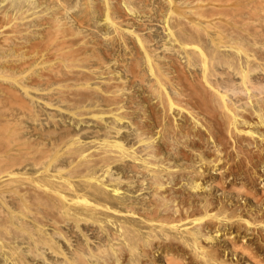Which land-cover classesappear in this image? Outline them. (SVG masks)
I'll return each instance as SVG.
<instances>
[{
  "label": "rangeland",
  "instance_id": "374dc122",
  "mask_svg": "<svg viewBox=\"0 0 264 264\" xmlns=\"http://www.w3.org/2000/svg\"><path fill=\"white\" fill-rule=\"evenodd\" d=\"M3 1H5V2H3ZM28 1L29 0H24V1L23 0H20V1L19 0H0V7H2L1 5L4 6V7L0 8V11L2 12L3 11L2 9H4V8H7L6 12H9V11L11 12L13 9L15 11L21 10L20 6L22 8L23 4L25 6L22 8V10H26V9L30 8V6L27 5V4H29ZM31 1H32V3H34L33 5L31 4ZM60 1H61V3H60ZM205 1H207V2L210 1L213 3L219 2V3L225 4V6H224L225 9H224V14H223L224 16H222V19L220 20V22H218L217 25L216 24L213 25L214 28H213V26H209V25L206 26L209 30L205 29L206 28L205 23H202V25L204 27L201 25V23L197 24L199 26H197V25L193 26L189 23V21H192V19L196 20V16L192 15L193 13L191 11H189V9H187L188 7H186L187 4H186L185 0H184L185 4H183L184 2L181 3L182 0L181 1L180 0H128V1L127 0H64V1L63 0H30L31 7L34 6L35 8L34 7H32V8L36 9L37 6H35V5H38V7H40V10L38 11L39 12L38 15H35V13L33 16H31L32 13L28 15V16H31L32 19L26 18V20H25L26 26L29 24L28 27H31V28H29L30 31L28 30L30 34L29 33L25 34L28 37H26V36H24L26 38L23 37L22 41L24 42V44H26L27 46L28 45L31 46V44H33L32 46H34V45H37L39 43V45H40V43L43 42V40L45 39L44 37H45L46 27L49 24L50 19H52L54 16L56 18H59L60 20H63L66 22L69 21L66 25H68L67 27L70 29V31L73 30L72 32H73V35L75 36V37H73V35L71 36V37H73L72 39H70L73 41V42L72 41L71 42L74 44V46L76 45L75 47H77L78 51L81 52L80 53L81 57L83 54V58H82L83 61H85L88 58L85 62H83L82 60L80 61L81 65L84 64L83 68L94 69L96 67L95 70L98 68L97 69L98 71H96L97 75H98V72L101 73V72H103V70H105L104 71L105 73H106V71L108 72L110 70L109 71L111 73L110 75H113V76L116 75L115 78L116 79L118 78L117 79L118 80L117 87H119L120 89L118 90L117 87L114 88L115 89L114 92H116V90H117L116 97L114 98V100L111 97H109V99H108V96L106 95L107 89H106V87H104L105 85L102 83V80H100L102 78L97 76L96 73H95V75L98 77L97 79L94 76V74H89V73H85V74L83 73V75H85V76H83L82 73H75V75L72 74V75H74V77H73L71 74H70L71 76L68 74L67 70H65L64 68H60L57 70V74L59 76L53 71H52L53 72V76H52V72L49 70H47V72H46V71H43L45 69L40 68L41 70L39 71V67L36 65V67L38 68L37 69L34 66L36 64V61L33 62V58L31 59V57H30V59H29L28 55H26L25 57H28L27 62H28V60L30 62L27 63L28 66L26 65V67H23L21 70L19 68L20 64L16 65L17 63L15 61H10V59L6 60L9 58L8 55L12 54L14 47L12 48V51L11 50L6 51L4 49L5 51L3 52V50H2V52L5 54H2L3 60L1 59V61H0V69H1L0 74L4 75L2 70L3 71L8 70V72H5V74L8 73L9 75L6 74V75H8V77H10L11 75L13 77H15V78L12 77L13 79H15V80H13L15 82L14 83L15 88H13V85L10 84L11 82L13 83L12 79L7 78V76H6V77H4L6 81L5 82L3 81L4 82L3 83L2 79H1L3 76L0 75L1 76L0 77V79H1L0 84L1 83H2V85H5L6 83L9 84V85L6 84V86H4V87L2 85H0L3 87V89L0 87V138H1L0 139V147H1L0 150L3 151L0 154V156L6 157L5 158L6 160L4 159L5 164H7V165L9 164L10 166H13V167H11V169H9L10 171H5V170L3 171L2 167H0V171L2 170L0 172V185L2 186V187L0 186V264H70L71 261H73L71 264H78V262L80 260H82L83 256L86 258L90 257V258H88V260L90 259V261H94V263L92 262L93 264H95V263H97V264L98 263L99 264H107V263L108 264H143L144 259H145L144 264H151V263L152 264H164L165 263L164 260L166 258L165 256H167V253H169V252H170L169 253L170 255L172 253L174 256H177L176 258L179 260L178 263H180V264H198V263L199 264H202V263L203 264H209V263L211 264V262L213 261V259L210 258L211 255L202 254V253H199V255H198V253H197V257L200 256L199 258H201V259H199L197 257L194 258V256H196V254H195L196 252L194 253L193 249L190 248V246L188 244L185 243V245H184V242L180 241L181 238L180 239L178 238L179 234L178 235L175 234L176 233L175 230L172 229L169 231L170 228L161 230L162 227L158 226L160 224V222L157 221L156 218L163 219V218H165V215H166V217L169 215V214H165L166 211H164V208L167 207L168 201H164V199L159 200V197L157 199H155L156 196H154V194L156 191L157 183L155 182V184H154V181L151 182L152 181L151 179H153L152 178L153 173L151 172V170H150L151 173H149V168H151V165H149V164L153 165V163H156V162L157 163L160 162L162 164L163 163L162 161H164V163H165V161H167V158H168L169 163H168V161L165 164L163 163L164 165H162V166L164 168H161L162 166L159 167V168H161L159 170H158V168H156V171L158 170L159 173L156 172V177L154 174V177L156 178L155 181L159 180L158 183H162V182L164 183V186L161 187V192H162V190L163 191L165 190L166 193L165 192H162V193L167 194V196L169 197V198L168 197L167 198L169 200H171L172 197L176 196L175 197L176 200H175V198H173L172 200H174V202L172 201V203H176L177 206L179 205L178 206L179 210L181 211V209H182V213H181L182 216H184L183 211L186 207H187L186 210H189L190 213H192V214L189 213L190 217L189 216H188L189 218L187 217L188 221L193 216L192 218H198V220L200 222L202 221L201 224L203 223L205 225L211 224L213 226V224L215 223V220L219 224H222V227L226 224L225 225L226 227L224 226L222 230L220 229V231H218V233L220 235L216 236L217 238H215L214 243L218 244V245H220V243L221 244L223 243V245H224L227 242V245L229 247H231L232 249L230 248V252L228 251L229 254H227L225 252L223 253V251H221L222 254H220V258H227L228 257V260L230 259L235 264H237V263L238 264H257L258 262L260 264H262V262H263V264H264V245H263L264 244V239H263L264 235H262V233L264 234V232H262V231H264V111H263V113L261 111V113L263 114V115L261 114L262 115L261 118H260L261 115L255 116L256 120L253 119V117H252V119L250 118V120L252 122H254V124L251 122L252 123V124H250L251 126L250 125L249 126L242 125V127H239L238 131H236L235 133L227 132L228 130L225 127L226 125H224L225 122L222 121V119H223L221 117L222 115L220 114V112L218 113V111H216L217 108H216L215 104L213 103L214 100H210L212 97H208L209 95H207V93H205V91H203V88L200 85V82H197V80L199 81L198 78L200 77V74H201L200 69L198 70V67L200 65H198L199 64V63H197L198 61L193 59L194 57H192L191 53H189L191 51L192 46H198V47L202 48L208 55L210 52V55H209L210 58L209 59L212 62V64H214V65H212V71H213L212 81L218 87L222 88L223 90H227L228 97H231L233 99V97L229 96V95L235 96L234 97L235 99H233V101L237 100L236 98L240 96L238 98L239 100L235 101L236 102L235 104H237V103L239 104V101L241 102V100H242V102H243L246 99V97H244L246 95L243 92V89H241L243 84H241V86H239L240 83H242V81L240 79V76H241L240 72H242V70H243L242 67L245 64H246L245 66L249 65L248 68H245V66L243 68H245L247 70L249 69V71H248L249 77H250L249 82L252 81L251 82L252 84L253 83L256 84V85L254 84V86L256 88L251 84L254 87L253 88L251 86V90H254V91H255V89L258 90V87L261 86L259 88V92L255 91L256 94L260 93V94H257L256 96L257 97H258V95L260 96L261 95L260 90L262 89L264 91V60H263V58H264V6L262 4H260L261 0H205ZM6 2H8V3H6ZM126 2H127V4H126ZM169 2H170V4H169ZM176 3H177V5H176ZM179 3H181V4H179ZM262 3H264V2H262ZM258 4H259V6H258ZM26 5H27V7H26ZM183 5H184V7H183ZM261 5H262V7H261ZM18 6H19V9H18ZM47 6H48V8H47ZM229 7H231V8H229ZM254 7L257 9H255ZM8 8H9V10H8ZM64 8H65V10H64ZM179 8H180L181 13L179 11H177V10H179ZM181 8H182V10H181ZM41 9H43L44 12ZM106 9L109 10L112 17L117 19V22L121 24L120 25L121 26V29H120L121 32H118V33H117V31L114 32L112 27L110 28V26H108V23L107 22L105 23V21H106L105 16L107 14ZM14 10L12 11V13L14 12ZM37 10H38V8H37ZM185 10H186V12H185L186 14H182V11H185ZM202 10L203 9H200L201 12H202ZM205 10L207 11V9H205ZM205 10L202 13H205ZM4 11H5V9H4ZM41 11H42V15H44V16H42L40 14ZM171 11H174L175 14L178 15L177 17H174V18L171 17L172 20L169 19ZM226 11L227 12L229 11V14H231V15H229ZM57 12H58V14H57ZM189 12H190V14H187ZM225 12H226V16L228 15L227 16L228 18H224ZM43 13H45V14H43ZM179 14H181V15H179ZM35 16L38 19L34 18ZM179 16L180 17L183 16V17L180 18ZM193 16H195V17L193 18ZM55 17H54V19H56ZM28 18H30V17H28ZM47 18L49 21H46ZM186 18H187V20H186ZM44 19H46V20H44ZM64 19H67L68 21L64 20ZM245 19L248 21L245 22ZM27 20H29V22ZM168 22H170L169 25H171V27H173V31L176 33V34L174 33L173 39H175L177 42L172 40V38L168 37V35H167L168 34L166 31L167 29H165V28H166V25H168ZM188 23H189V25H188ZM69 25H70V27H69ZM75 27L77 29H75ZM181 27H183V28H181ZM217 27H219V28H217ZM241 27H242V29H241ZM123 28H124V30H123ZM220 28H221L222 32L221 31L217 32L216 29L220 30ZM196 29H197V31L198 30L199 31L197 32ZM219 32H221V36H222L221 38L219 37L220 35H218ZM228 32H230V33H228ZM77 33L78 34L80 33L81 35L83 34L82 37L79 36ZM211 33H212V35H211ZM213 34H215V36ZM141 37H142V40H140ZM215 38H218V41ZM25 39H26V43L24 41ZM211 39L213 41H211ZM229 39H230V42L232 40V42L234 41L233 43L236 42L235 44L239 45V46H236L234 44L238 50H235L236 48L232 49V48H227L225 46V44H228ZM185 40H186V42H185ZM140 41H142V43L145 46ZM181 43H186L190 46V49H188L189 52L188 51L186 52L185 50H187V49H184V48H183L184 50L181 51V47L179 46ZM216 44L220 45L219 49H217L218 46ZM246 44L248 45V47H246L247 46ZM222 45H224V46H222ZM241 45H242V47H241ZM143 47H145V49ZM224 47L226 48V50H224ZM227 49L231 50L230 51L231 53ZM147 50H148V52H150L152 54L153 60L155 59L154 63H155L156 69L159 66L158 70L160 69L159 70L160 72L164 71L163 76L165 77L164 79L166 80V81L165 80L164 81L166 83L167 89L169 88L171 90V91H169L171 94L169 99H167L166 97L162 98V99L166 100V101H164L165 103L163 102V100L160 99V97H158V95L156 96V92L153 90V87H152L153 82H152V78H151V72H150L149 66L147 67V65H148L147 60H146V58H144L145 57L144 55L147 52ZM233 50L235 52H233ZM239 50H241V51L239 52ZM225 51H227V52H225ZM246 51L247 52L249 51L247 54H249V53L252 54L254 52L253 56L255 55L256 58H254V60L256 62L253 61V59H251L250 63L246 62V61H249L247 59V56H246L247 55ZM2 52L0 50V55ZM6 53H8V54H6ZM232 53L234 55H232ZM190 55H191V58H189ZM187 56H189V57H187ZM213 56H215V59H213L214 58ZM244 56H245V58H244ZM195 58L198 59L197 57H195ZM238 58L240 59V61ZM189 59L192 61H190ZM226 59H227V61H226ZM241 59H243V60H241ZM231 60L232 61L237 60V61L232 62ZM219 61H221V62H219ZM158 62H159V64H158ZM217 62H219V63H217ZM30 63L32 66H30ZM99 63H101V65H103L104 68ZM231 63H232V65H231ZM241 63H243V64H241ZM106 65H107V67H105ZM28 68H30V69H28ZM99 68H101V69H99ZM106 69H108V70H106ZM250 69H252V70H250ZM64 70H65V72H64ZM20 71H22V73H24V75L23 74H22V76L18 75V73L21 74ZM48 71L51 72V75L49 74ZM111 71H113V72H111ZM10 72H11V74H10ZM25 72H26V74H25ZM47 73H48V75H47ZM103 73H101L102 75L101 74H99V75L104 76ZM14 75H16V76L18 75V77L14 76ZM39 75H40V77H39ZM20 77H23V78H20ZM87 77H89V79H91V80H93L95 78L94 79L95 81L98 80L100 82L97 81V85H96V82L94 80L91 82V80L87 79ZM120 77H121V79H120ZM6 78L10 79V81L7 80ZM83 78L89 80L88 83L90 82L91 84L90 83L85 84L86 85L85 86L83 83L84 82L86 83V80H83ZM16 79H18V80L24 79L23 81L25 83L27 82L26 85H28L30 87V88L29 87L28 88L30 89V92H31L29 95L30 96L33 95L32 97H29V95L26 97L27 94H25L23 92V90L20 89L21 86L18 85V82L16 81ZM80 81H81V83H80ZM189 82H191V83H189ZM262 82H263V84H262ZM16 83L19 86V88L16 85ZM195 83H196V85H195ZM80 84H82V85H80ZM101 84H102V86H101ZM90 85H91V88H90ZM92 85H94V86L92 87ZM7 86H10V87H8L10 89L8 91L12 92V94L9 92L10 95H8V93H6V91L4 89L5 87H6V89H8ZM95 86H97V87H95ZM100 86L102 89H100ZM231 86H233V87H231ZM238 86L242 90L243 95H242L241 90L239 89ZM228 87H229L231 92H229ZM69 89L71 91H69ZM105 89H106V91H105ZM14 90H15V92H14ZM64 90H66L68 92H66V94H65L63 92ZM103 90H104V92H103ZM93 91H94V93H92ZM238 91L241 93V95L239 94ZM254 91H252V93L255 95ZM70 92H71V95L69 94ZM72 92H74V93H72ZM89 92H90V94H89ZM15 93H16V95H15ZM17 94H18L19 98H18ZM75 94H76V96H75ZM181 94H183V95H181ZM262 94L264 97V92ZM12 95H13V97L9 98ZM86 95H88V96H86ZM14 96H17V99ZM63 96H65V97H63ZM71 96L74 98H72ZM117 96H119V97H117ZM20 97H21V100L22 101L25 100L24 102H26V103H23L22 101L19 102ZM176 97H177V99L178 98L179 99L177 100ZM257 97H255V99L253 98V101L255 104V105L253 104L254 105L253 107H251L252 105L248 106L247 104H244L245 102L240 103L241 105H244V106H241L240 104L239 105L241 106V108H244L245 106L250 107V109H254V108L259 109V108H261V106H263L262 108H264V105L260 104L264 101V99H262L263 98L262 95H261V98L259 97V101H260V102H258L259 104L257 103V100H256ZM116 98H117V100H115ZM118 98H120V99H118ZM68 99H70V100H68ZM204 99H205V102H204ZM161 101H162V104H161ZM255 101H256V103H255ZM19 104H20V106L22 105L21 108H20V106H18ZM95 104H97V105H95ZM120 104H123V105H120ZM263 104H264V102H263ZM259 105H261V106H259ZM121 106L124 109H122ZM258 106H259V108H258ZM214 108H216V109H214ZM262 110H264V109H262ZM190 112H193V113L191 114ZM194 113H196L195 114L196 119L199 118L197 116H200L199 119H197V120L194 119L196 122H194V120H193V114ZM163 114H164V116H163ZM175 116H177V117H175ZM80 119H82V120H80ZM193 122H194V125H193ZM1 124H3V125L1 126ZM142 126H143V128H142ZM5 128H7V129L5 130ZM108 129H109V131H108ZM2 130H4V131H2ZM113 130H115V131H113ZM116 130H117V132H116ZM118 130H120V131L118 132ZM108 132H109V134H108ZM112 132H114L116 134H114ZM4 133H6V134H4ZM4 136H6V137H4ZM75 136L79 139L81 138L80 140L86 139V141H87L90 138V140L91 139H94V141L96 140L95 143H98L99 141L104 142V146L102 145L103 148L106 150H109V151L111 150L110 152L113 155L115 154V151L117 150L116 154L114 156L112 155L113 157H111V161L109 160L110 158L108 159L109 164H110V162H112L110 164L111 165V168H110L111 171L109 174H107L108 175V176H106L107 178L104 176L105 183L106 182L110 183V184H108V186H109L108 189H103L100 186H98L97 180L96 179L93 180L95 177L92 178L93 176L98 177V176H101L103 174L102 173L103 169L101 166L103 164H100V162L102 160L100 159L101 157H99L97 154L98 151L96 150V148L94 149V146L89 145L88 143L87 144L89 147L86 145H82L83 148L81 147V149H80L79 148L80 146L78 145V149H77V145L75 146V144H72V142L74 140L73 137H75ZM107 136H109V137L107 138ZM148 138H149V140H148ZM151 139H153V140H151ZM4 140H6V141H4ZM119 140H120V142H119ZM233 140H235V141H233ZM105 141H106V144H108L109 142L111 144H109V146H108L105 144ZM146 141H147V144H146ZM250 141H253V142H250ZM143 142H144V146H143ZM4 143H5V145H4ZM67 143H69V144H67ZM116 143H118V145ZM119 143H121V144H119ZM250 143H254L255 145L254 144L252 145ZM6 145H10V146H8L10 148H8ZM67 145H68V147H66ZM114 145H116V146H114ZM233 145H234V147H233ZM256 145H258V146L256 147ZM5 146L7 147V149ZM59 146H61V147H59ZM129 146L131 148H129ZM253 146H254V148H253ZM74 147L77 150H75ZM87 147L89 148V149H87V150H89L88 152H90V153L93 152V155L91 156L92 158L89 160H87L88 157L87 158H84V157L79 158V156H78V158H77L76 154L80 153L83 149L85 150ZM116 148H118V149H116ZM120 148H121V151H120ZM150 148H153V149H150ZM156 148H157V150H156ZM3 149L4 150L6 149L5 152ZM71 149H74V150H71ZM79 149L81 151H79ZM136 149H138V150L136 151ZM139 149L143 150V151H140ZM154 149H155V151H154ZM158 149H161V150L163 149L164 154H166V155L162 154L163 150L158 151ZM112 150H114V151H112ZM96 151H97V153H96ZM150 151H152L151 155H153V156L146 155ZM7 152H9V153L7 154ZM75 152H76V154H75ZM117 152H120V153H117ZM69 153L71 156L69 155ZM144 153H145V155H144ZM160 153H161L160 157L161 158L163 157L162 159L159 157ZM72 154L75 155L77 159L74 156H72ZM200 154H202V155H200ZM116 155H118V156H116ZM155 155H156V157H155ZM145 156H147V157H145ZM164 156H165V158H164ZM157 157L159 158L158 160H156ZM201 157H202V159H201ZM96 158H98V160H99L98 162H97ZM140 158H142V159H140ZM74 159H76L77 161ZM79 159H81V160H79ZM146 159H147V161H145ZM152 159H153V161H152ZM86 160L89 163L90 162L93 163L95 161L97 163L95 162V164L94 163L88 164L86 162ZM37 161H38V163H36ZM39 161H41V162L39 163ZM74 161H76V162H74ZM82 161L86 165L84 163H82ZM128 161H129V163L130 162L131 163L129 164ZM77 162L79 163V165ZM80 162L82 165L80 164ZM138 162H140V165ZM132 163H134V164L132 165ZM142 163H144V164H142ZM145 163H147V165L149 167H147V165ZM40 164L42 166H44V168H46V166H47L51 170L54 169L55 166H57L56 167L57 169L58 168L60 169L62 167L61 169H62V171L63 170L64 171L60 172L61 174L62 173L65 174L64 176H66L67 178H70V177L75 178V179L74 178L69 179V180H71L72 183H74L73 184L74 186L71 187V189H68L69 187L64 188V187H66L64 185H61L64 187L58 186L57 184L55 186V184L52 183V181L47 176H44L43 174H39V173H41L40 171L43 170V167ZM39 165H40V168L42 167L41 169L38 167ZM77 165L80 167V169ZM142 165H143V167H142ZM86 166L88 168H86ZM166 166H168V169ZM172 166L176 167L177 169H175ZM193 166L196 169H194ZM82 167H85V168H82ZM92 167H94V168H92ZM165 167L167 170L165 169ZM199 167L202 168V171ZM12 168H13V170H12ZM67 168H70V170H68ZM135 168L137 169V171ZM138 168H141L140 171ZM14 169H15V171H14ZM71 169H73V170H71ZM81 169L82 170L84 169L87 171L89 169H91L92 172L90 173V170L88 172L83 170L82 174H80ZM162 169H165L166 171H164ZM171 169H172V171H171ZM214 169H216V170H214ZM143 170H144V172H143ZM168 170L171 171L172 173L169 172ZM176 170H178L179 172H177ZM84 172H86V173H84ZM162 172H164V173H162ZM165 172H166V176H165ZM6 173H8V174H6ZM9 173H11L10 175L15 173V175L14 174L12 175L13 178L12 177L9 178L10 177ZM60 173H59V175H60ZM68 173H70L71 176ZM73 173H76V174L74 175ZM77 173H78V175H77ZM88 173H89V175H88ZM160 173H162V174L160 175ZM67 174L70 177H68ZM145 174L148 176V178ZM150 174H151V176H149ZM174 174H176V175H174ZM162 175H164V176L162 177ZM60 176H63V175H60ZM75 176H77V177H75ZM117 176L120 179L117 178ZM159 176H161L160 178H162V179L158 178ZM17 177H18V179H17ZM19 177H21V178H19ZM149 177H151V178H149ZM90 178L93 181L90 180ZM142 178L144 181L142 180ZM15 180L17 182H19V180L21 182L24 181L23 182L24 185L22 186L21 182L13 183ZM94 181H96V182H94ZM141 181L143 182V184ZM34 183L36 185H34ZM150 183H151V185H150ZM195 183H196V186H195ZM197 184H198V186H197ZM114 185H116V186H114ZM199 185H201V186H199ZM52 186L60 187L61 191L64 188L63 190L65 192L64 191L63 192L65 195H67L68 200L71 199L73 201L71 202V200H70L69 202L66 201L67 203L66 202L64 203V201H61V199H59L58 197H55L54 191H53V189H55V188ZM151 186H153V187H151ZM115 187L116 188L118 187V193H120V194L122 193L121 194L122 196L118 193H116V195H115L114 191H112V190L110 191V189L115 188ZM137 187H138V190H137ZM153 188H154V190H153ZM164 188H166V189H164ZM1 191H2V193H1ZM85 192H87V193L84 194ZM175 192L177 195L175 194ZM125 193H126L125 197L127 200L124 197ZM169 193H171V194H169ZM172 193L175 195H172ZM51 195L52 196L54 195V197H52ZM116 196H118V198H120V199L118 200ZM153 197H155V198H153ZM38 198L40 199V201H38L39 200ZM82 198H85V201L81 200ZM128 198H130V199H128ZM139 198H140V200H139L140 202H138ZM152 198H153V200H152ZM132 199L135 201H132ZM141 199H142V201H141ZM101 200H102V202H101ZM120 200H121V202H120ZM206 200H207L208 205H205V204H207V203H205ZM110 201H111V203H110ZM160 201H162L163 203H161ZM92 202L93 203L96 202L95 203L96 205L99 204L98 207H100V205H102L103 208L102 207L97 208L96 205H94L95 207L92 206L93 205ZM122 202H123V204H122ZM126 202L128 203V205L126 204ZM179 202H181L182 204ZM70 203L72 205L74 203V205L76 207L74 205H73V208H71L72 206H70V205H68L69 206L68 207L67 204H70ZM104 203H105L106 207H105V205H103ZM124 203L127 206H131L130 208L135 209V210L130 209V210H132L131 213L133 215L128 212L129 208L127 206H125ZM164 203H165V205H164ZM133 204H134V206L138 205V208H136L137 206L132 207ZM149 204H150V206L152 205L151 206L152 208L148 207ZM154 204H155V206H154ZM86 205H88V206L91 205L90 207L92 209L95 208L94 212H96V213L93 214V210L89 209L90 207L87 208ZM158 205L160 206V208ZM187 205L188 206L191 205V206L188 207ZM66 206L68 207V209H64V207L67 208ZM84 206L87 209H89L90 211L85 210L86 208ZM109 206H110V208H109ZM123 206H125V208ZM145 206H146V208H145ZM62 207H63V209H62ZM117 208H118V210H116ZM155 208L156 209L158 208V209L156 210ZM110 209H112L113 211ZM124 209L126 210V212H124ZM159 209H161V210H159ZM162 209H163V213H162ZM205 209L208 211L206 212ZM66 210H68V212ZM69 210H70V212H69ZM73 210H75V212H71ZM146 210H148V212H146ZM116 211L119 214L116 213ZM191 211H193V212H191ZM234 211H236V212L234 213ZM209 212H211L212 214ZM69 213L70 214L72 213L73 215L72 214L70 215ZM80 213H83L84 217ZM127 213L130 215H128ZM148 213H149V216H148ZM152 213H153V215H152ZM155 213H157V214H155ZM195 213L196 214L198 213V214L195 215ZM135 214H137V216ZM154 214H155V216H154ZM158 214H159L160 218L157 216ZM163 214H164V217L162 218ZM75 215H77V216H75ZM79 215L81 217L78 218ZM93 215L95 216V219H94ZM146 215L148 217H150V216L155 217L156 220L154 218H153V220L157 221V223L154 222L153 220L152 221L150 220V222H151L150 223L149 218H147ZM178 215H175V216L172 215V217L173 216L175 218L179 217L180 215L179 216ZM66 216H68V217H66ZM133 216H135V217H133ZM151 217H150V219H151ZM168 217H170L169 219H174V217L172 218L171 215H169ZM86 218H87V220H86ZM140 218H142V219H140ZM76 219H78V220H76ZM80 219L82 220L81 221L82 223L80 222ZM142 220H144V221H142ZM185 220H186V218L184 219V221ZM105 221H107V222H105ZM240 222H241V224H240ZM148 223H150V224H148ZM218 223H217V225H218ZM249 223H251V224H249ZM40 224H41V226H40ZM43 224H45L47 226H45ZM94 224H96V225L94 226ZM122 224H124V225L122 226ZM126 224H127V226H126ZM151 224H153L155 226L157 225L156 226L157 228L155 226H150ZM215 225H216V223L214 224V226ZM230 225H231V227H230ZM237 225H240L241 227L237 226ZM42 226H44V227H42ZM38 228L40 231L38 230ZM42 228H45V229H42ZM121 228H123V230ZM153 228H156V230ZM158 228H159V230H158ZM151 229H152V231H151ZM106 230H110V231H106ZM117 230L120 232L118 233ZM160 230H161V233L159 232ZM114 231L116 234H119L118 238H117V243L119 241L118 244L116 243V238L114 239L115 242L111 238L112 237L111 234H113ZM227 231H229V232H227ZM239 231H242V232H239ZM157 232L159 235L157 234ZM164 232H166V233L164 234ZM149 233H150V235H149L150 237H148ZM152 233L154 236L151 235ZM155 234H157V235H155ZM65 236H67V237H65ZM122 236L125 238H123ZM126 236H128V237H126ZM156 236L158 238H156ZM33 237H35V238L33 239ZM175 237H176V239H174ZM243 237H245L246 240ZM69 238H71V239H69ZM102 238H104L105 240ZM110 238H111V240H110ZM119 238L121 240H119ZM101 239H102V241H101ZM150 239H152V241H149ZM260 239H261V241H260ZM128 240H130V241H128ZM105 242H107V244ZM180 242H182V243H180ZM52 243H54V244H52ZM210 243L205 242L204 244L208 245ZM85 244H87V245H85ZM240 244L242 246L241 250L237 249V248H241ZM45 245H47V246H45ZM51 245H52V247H51ZM70 245H72V246H70ZM95 245H96V247H95ZM100 245L102 246V249L100 248L101 247ZM107 245H108V247H107ZM109 245H112V246H109ZM233 245H234V247H233ZM237 245H238V247H237ZM55 246H57V247H55ZM74 246H75V248H74ZM122 246H124L125 248ZM173 246L175 247V250H174ZM112 247L114 249L116 248V250L112 249ZM120 247H121V249H120L121 251L119 250ZM166 247L169 248V250L167 249L168 252H166V249H165ZM235 247H237V248L235 249ZM42 248L43 249L45 248L44 249L45 251ZM84 248L86 249V253H85ZM96 248L99 250H95ZM110 248H111V251H109ZM181 248H184V249L181 250ZM39 249H41V250H39ZM189 249H192V252ZM233 249H235L236 251ZM244 249H246V252H244L245 251ZM76 250H78V251H76ZM117 250H118V252H117ZM251 250H252V253L250 252ZM107 251L109 253H106ZM239 251H242L245 254H243L242 252H239ZM247 251H248V253L253 254V256H254L253 260H251V257L249 256V254L247 256V254H246ZM64 252H65V254H64ZM77 252H80L81 257L78 256L79 253L75 254ZM93 252L94 253L96 252L95 254L97 257L100 258V259L98 258L99 260L93 254ZM97 252L101 256L98 255ZM82 253H83V255H82ZM84 253H85V255H84ZM101 253H103L104 255ZM105 253L107 254V256ZM110 253L112 255L114 253L118 254V255L114 254V256H112V255H110ZM61 254L62 255L64 254V255L62 256ZM108 254L110 257L108 256ZM122 254H123V256H122ZM200 254H202L203 257ZM223 254H225L226 256ZM76 255H77V257H76ZM88 255H90V256H88ZM91 257H92V259H91ZM93 257H95L94 258L95 260L93 259ZM75 258H77L78 262L75 260ZM149 258H151L150 261H149ZM155 258L157 259V262L153 263V261H156ZM109 259H111L110 263L108 261ZM122 259H123V261H122ZM208 259L209 260L211 259V260L209 261ZM238 259H240L241 262ZM106 260H107V262H106ZM200 260H202V263H200L201 262ZM146 261H148V262L146 263ZM65 262H67V263H65ZM138 262H140V263H138ZM213 262L215 264V261H213ZM213 262H212V264H213ZM79 264H81V262H79Z\"/></svg>",
  "mask_w": 264,
  "mask_h": 264
},
{
  "label": "bare ground",
  "instance_id": "6f19581e",
  "mask_svg": "<svg viewBox=\"0 0 264 264\" xmlns=\"http://www.w3.org/2000/svg\"><path fill=\"white\" fill-rule=\"evenodd\" d=\"M20 1V0H19ZM24 1V0H23ZM64 1V0H63ZM128 1V0H127ZM181 1V0H180ZM186 1V7H188L187 9H189V11H191L193 14L192 15H195L196 16V20L195 19H192V21H189V23L191 24V25H197V24H199V23H201V25H202V23H205L204 25H205V27L206 26H213V25H217L218 24V22H220V20L222 19V16H224L223 14H224V9H225V4L224 3H217V2H210V1H205V0H185ZM3 2H5V1H3ZM29 2V4H27V5H29L30 6V8H28V9H26V10H22V8L25 6L24 4H23V7L21 8V6H20V9L21 10H14V12L12 13V11L9 13V12H6V9L7 8H4L5 9V11H4V9H2L3 11L1 12L0 11V50H1V52H2V50H3V52L6 50H11L12 51V48L14 47H16L15 49L13 48V52H12V54H10V55H8L9 56V58L8 59H6V60H9L10 59V61H15L17 64L16 65H19L20 64V69L22 70V68L23 67H26V65L28 66V62H30L29 60H28V62H27V59H28V57H25L26 55H28L29 56V59H30V57H31V59L33 58V62L34 61H36V64L34 65L35 67H36V65L39 67V71L41 70V69H45V70H43V71H46L47 72V70H49V71H53V72H55L56 74H57V70L58 69H60V68H64L65 70H67V72H68V74L70 75H72V74H74L75 75V73H82V75H83V73L85 74V73H89V74H94V76L96 77V79L98 78L97 76H99V77H101L102 79H100V80H102V83L105 85L104 87H106V89H107V91H106V89H105V91H106V95L108 96V99H109V97H111V98H113V100H114V98L116 97V92H117V90H116V92H114L115 91V89L114 88H116L117 87V85H118V78L116 79L115 78V76H113V75H110L111 73L108 71H106V73L104 72L105 70H103V72L105 73H103V72H101V73H103V75L104 76H100L99 74H101L100 72H98V75H97V72L96 71H98L97 69L95 70V68L94 69H92V68H83V66H84V64H82L81 65V63H80V61L82 60V58H83V54H82V57L80 56L81 54V52L80 51H78V48L77 47H75L74 46V44L72 43L73 41L72 40H70V39H72L73 37H75L74 35H73V30L72 31H70V29L67 27L68 25H66L69 21L67 20V19H64V20H67L68 22H66V21H63V20H60L59 18H56L55 16V18L56 19H54V17L52 18V19H50V22H49V24L47 25V27H46V32H45V39L43 40V42H41L40 43V45H39V43L37 44V45H34V46H32L33 44H31V46H27L26 44H24V42L22 41L23 40V37L24 36H26L25 34H27V33H29V28H31V27H28L29 26V24L26 26V24H25V20H26V18L27 19H32L31 18V16H33L34 15V13H35V15H38V11L40 10V7H38V5H35V6H37L36 7V9H34L35 7L34 6H32V7H34V8H32L31 7V5H30V0L28 1ZM106 2V1H105ZM131 2V1H130ZM168 2V1H167ZM184 2V0H182V2L181 3H183ZM262 2H264L263 0H261V3L260 4H262L263 6H264V3H262ZM6 3H8V2H6ZM12 3V2H11ZM23 3V2H22ZM53 3V2H52ZM60 3H61V1H60ZM63 3V2H62ZM122 3V2H121ZM181 3H179V4H181ZM31 4L33 5L34 3H32V1H31ZM116 4V3H115ZM119 4V3H118ZM126 4H127V2H126ZM131 4V3H130ZM169 4H170V2H169ZM183 4H185V2L183 3ZM8 5V4H7ZM27 5H26V7H27ZM40 5V4H39ZM62 5V4H61ZM176 5H177V3H176ZM227 5V4H226ZM262 5H261V7H262ZM2 7H4L3 5H1ZM9 6V5H8ZM17 6V5H16ZM41 6V5H40ZM43 6V5H42ZM54 6V5H53ZM52 6V7H53ZM108 6V5H107ZM180 6V5H179ZM178 6V7H179ZM256 6V5H255ZM258 6H259V4H258ZM257 6V7H258ZM2 7H0V8H2ZM7 7V6H6ZM51 7V8H52ZM58 7V6H57ZM181 7V6H180ZM183 7H184V5H183ZM185 7V8H186ZM37 8H38V10H37ZM42 8V7H41ZM47 8H48V6H47ZM107 8V7H106ZM110 8V7H109ZM108 8V9H109ZM171 8V7H170ZM198 8V9H197ZM229 8H231V7H229ZM255 8V7H254ZM16 9V8H15ZM18 9H19V6H18ZM33 9V10H32ZM114 9V8H113ZM186 9V10H187ZM200 9H203L202 10V12H204V10L205 9H207V11L205 10V13H202L201 11H200ZM255 9H257V8H255ZM261 9V8H260ZM8 10H9V8H8ZM32 12H31V11ZM43 12H44V10L43 9H41ZM46 10V9H45ZM64 10H65V8H64ZM63 10V11H64ZM107 10V9H106ZM133 10V9H132ZM181 10H182V8H181ZM186 10L185 11H182V14H186L185 12H186ZM199 10V11H198ZM227 10V9H226ZM30 11V12H29ZM42 11H41V15H42ZM177 11H179L180 12V8H179V10H177ZM232 11V10H231ZM69 12V11H68ZM227 12V11H226ZM226 12H225V17L224 18H228L227 16H226ZM32 13V15L31 16H28L29 14H31ZM46 13V12H45ZM45 13H43V14H45ZM181 13V12H180ZM228 14H229V11L227 12ZM56 14V13H55ZM57 14H58V12H57ZM187 14H190V12L189 13H187ZM114 15V14H113ZM179 15H181V14H179ZM229 15H231V14H229ZM42 16H44V15H42ZM46 16V15H45ZM51 16V15H50ZM169 16V15H168ZM178 15H176L175 14V12L174 11H171L170 12V18L169 19H171V17L172 18H174V17H177ZM195 16H193V18L195 17ZM28 17H30V18H28ZM41 17V16H40ZM48 17V16H47ZM58 17V16H57ZM72 17V16H71ZM106 18V21H105V23L107 22L108 23V26H110V28L112 27V29L114 30V32H116L117 31V33L118 32H121V24L120 23H118L117 22V19H115V18H113L112 17V15L110 14V12H109V10H107V14H106V16H105ZM129 17V16H128ZM180 17V16H179ZM178 17V18H179ZM183 17V16H182ZM182 17H180V18H182ZM185 17V16H184ZM34 18H37L36 16L34 17ZM45 18V17H44ZM49 18V17H48ZM48 18H47V20L46 19H44V20H46V21H49L48 20ZM61 18V17H60ZM190 18V17H189ZM223 18V19H224ZM38 19V18H37ZM104 19V20H105ZM185 19V18H184ZM172 20V19H171ZM186 20H187V18H186ZM28 22H29V20H27ZM39 21V20H38ZM71 21V20H70ZM120 21V20H119ZM240 21V20H239ZM244 21V20H243ZM246 21H248V20H246L245 19V22ZM41 22V21H40ZM44 22V21H43ZM48 23V22H47ZM189 23H188V25H189ZM32 24V23H31ZM170 24V22H168V25H166V28L165 29H167L166 31H167V35H168V37H170V38H172V40H174V41H176L175 39H173L174 37V31H173V27H171V25H169ZM33 25V24H32ZM26 26V27H25ZM197 26H199V25H197ZM203 26V25H202ZM201 26V27H202ZM219 26V25H218ZM243 26V25H242ZM45 27V26H44ZM69 27H70V25H69ZM192 27V26H191ZM204 27V26H203ZM34 28V27H33ZM181 28H183V27H181ZM200 28V27H199ZM211 28V27H210ZM213 28H214V26H213ZM212 28V29H213ZM217 28H219V27H217ZM75 29H77L76 27H75ZM176 29V28H175ZM186 29V28H185ZM195 29V28H194ZM202 29V28H201ZM204 29V28H203ZM205 29H208L207 27L205 28ZM204 29V30H205ZM241 29H242V27H241ZM29 30V31H28ZM40 30V29H39ZM82 30V29H81ZM123 30H124V28H123ZM209 30V29H208ZM211 30V29H210ZM224 30V29H223ZM88 31V30H87ZM86 31V32H87ZM196 31H197V29H196ZM199 31V30H198ZM197 31V32H198ZM202 31V30H201ZM213 31V30H212ZM215 31V30H214ZM216 31L218 32V31H221L222 32V30H221V28H220V30H217L216 29ZM239 31V30H238ZM109 32V31H108ZM139 32V31H138ZM221 32H219L218 33V35H220L219 37L221 38L222 36H221ZM232 32V31H231ZM237 32V31H236ZM42 33V32H41ZM83 33V32H82ZM196 33V32H195ZM209 33V32H208ZM228 33H230V32H228ZM30 34V33H29ZM33 34V33H32ZM78 34V33H77ZM131 34V33H130ZM139 34V33H138ZM176 34V33H175ZM216 34V33H215ZM215 34H213L214 36H215ZM73 35V37H71ZM79 36H81L82 37V35L79 33L78 34ZM86 35V34H85ZM84 35V36H85ZM207 35V34H206ZM211 35H212V33H211ZM217 35V36H218ZM123 36V35H122ZM225 36V35H224ZM26 37H28V36H26ZM26 37H24V38H26ZM139 38V37H138ZM243 38V37H242ZM177 39V38H176ZM215 39H217V41H218V38H215ZM140 40H142V37H141V39ZM171 40V41H172ZM25 41V43H26V39L24 40ZM36 41V40H35ZM72 41V42H71ZM211 41H213L212 39H211ZM221 41V40H220ZM243 41V40H242ZM32 42V41H31ZM141 43H142V41H140ZM177 42V41H176ZM183 42V41H182ZM185 42H186V40H185ZM234 42V41H233ZM232 42V40H231V42H230V39H229V42H228V44H225V46L227 47V48H236L235 50H238L237 49V47L236 46H239L238 44L236 45L235 43H233ZM240 42V41H239ZM172 43V42H171ZM217 43V42H216ZM241 43V42H240ZM36 44V43H35ZM73 44V45H72ZM139 44V43H138ZM143 44V43H142ZM141 44V45H142ZM177 44V43H176ZM236 46H235V45ZM140 45V46H141ZM144 45V44H143ZM172 45V44H171ZM194 45V44H193ZM217 45V44H216ZM247 45V44H246ZM245 45V46H246ZM145 46V45H144ZM180 47H181V51L182 50H184V49H187V50H185L186 52L188 51L189 52V50L188 49H190V46L188 45V44H186V43H181L180 45H179ZM218 46V48L217 49H219V46L220 45H217ZM216 46V47H217ZM222 46H224V45H222ZM221 46V47H222ZM235 46V47H234ZM241 47H242V45H241ZM246 47H248V45L246 46ZM245 47V48H246ZM144 49H145V47H143ZM147 48V47H146ZM184 48V49H183ZM214 48V47H213ZM223 48V47H222ZM240 48V47H239ZM5 49V50H4ZM175 49V48H174ZM241 49V48H240ZM243 49V48H242ZM249 49V48H248ZM180 50V49H179ZM221 50V49H220ZM219 50V51H220ZM224 50H226V48L224 47ZM223 50V51H224ZM227 50H229V49H227ZM246 50V49H245ZM8 51V52H9ZM15 51V52H14ZM145 51V50H144ZM143 51V52H144ZM222 51V50H221ZM231 50H229V52H230ZM241 50H239V52H240ZM243 51V50H242ZM1 53V55H0V61H1V59L3 60V56H2V54H5V53ZM86 52V51H85ZM225 52H227V51H225ZM233 52H235L234 50H233ZM249 52V51H248ZM247 51H246V54L248 53ZM253 52V51H252ZM11 53V52H10ZM89 53V52H88ZM150 52H148V50H147V52L145 53V57L144 58H146V60H147V63H148V65H147V67L149 66V69H150V72H151V78H152V82H153V84H152V87H153V90L156 92V96L158 95V97H160V99L161 100H163V102L164 101H166V100H164V99H162V98H167V99H169L170 98V92L169 91H171L169 88V90L167 89V86H166V83H165V77L163 76V73H164V71H162V72H160L159 70H158V67H157V69H156V67H155V63H154V60H153V57H152V54L150 55L149 54ZM155 53V52H154ZM189 53H191V55H192V57H194L193 59H195L196 61H198L197 63H199L198 65H200L199 67H198V70L200 69V71H201V74H200V77L198 78L199 79V81L197 80V82H200V85L202 86V88H203V91H205V93H207V95H209L208 97H212L210 100H214V104H215V106H216V108H217V110L216 111H218V113L220 112V114L222 115L221 117L224 119H222V121H224L225 122V124L224 125H226L225 127H226V129L228 130H226L227 132H231V133H235L236 131H238V129H239V127H242V125H245V126H249L250 124H254V122H252L251 120H250V118L252 119V117H253V119H255V116H260L262 113H263V111L264 110H262V109H264V108H262L263 106H261V105H259V106H261V108H259V106H258V108L259 109H256V108H254V109H250V107H248L249 105L251 106V107H253L255 104H254V101H253V98L255 99V97H257L256 95L257 94H260V93H255V91L256 92H259V88L261 87V86H259L258 87V90H256L255 89V91L254 90H251V86L253 85L254 86V84L255 83H251V82H249V69L247 70V69H245V68H248V66H245V68H243L242 67V72H240L241 73V76H240V79H241V81H242V83H240V85L239 86H241V84H243L242 85V87H241V89H243V92L245 93V95L246 96H244V97H246V99H245V101H243V102H245L244 104H247L248 106H245L244 108H241V106H244V105H241L240 103L242 102V100H241V102L239 101V104L241 105H239L238 103L237 104H235L236 102L235 101H237V100H239L238 98L240 97H237L236 99L237 100H234L233 101V99H235L234 97L235 96H233V95H229V96H232L233 97V99L231 98V97H228V93H227V90H223L222 88H220V87H218L217 85H215L214 84V82L212 81V76H213V71H212V65H214V64H212V62L210 61V52H209V55L202 49V48H200V47H198V46H192V48H191V51L189 52ZM231 53V52H230ZM238 53V52H237ZM245 53V52H244ZM254 53V52H253ZM253 53L251 54V53H249V54H245L246 56H247V59L249 60V61H246V62H248V63H250V61H251V59H253V61H255L254 60V58H256L255 57V55L253 56ZM6 54H8V53H6ZM218 54V53H217ZM220 54V53H219ZM223 54V53H222ZM227 54V53H226ZM239 54V53H238ZM189 55V54H188ZM191 55H190V57L189 56H187V57H189V58H191ZM215 55V54H214ZM225 55V54H224ZM232 55H234L233 53H232ZM236 55V54H235ZM242 55V54H241ZM244 55V54H243ZM86 56V55H85ZM222 56V55H221ZM87 57V56H86ZM85 57V58H86ZM195 57H197L198 59H196ZM214 58L213 59H215V56H213ZM236 57V56H235ZM240 57V56H239ZM217 58V57H216ZM221 58V57H220ZM219 58V59H220ZM241 58V57H240ZM244 58H245V56H244ZM88 59V58H87ZM86 59V60H87ZM187 59V58H186ZM212 59V58H211ZM232 59V58H231ZM234 59V58H233ZM239 59V58H238ZM85 60V61H86ZM190 60V59H189ZM188 60V61H189ZM221 60V59H220ZM241 60H243V59H241ZM246 60V59H245ZM258 60V59H257ZM263 60H264V58H263ZM83 61V60H82ZM85 61H83V62H85ZM190 61H192V60H190ZM189 61V62H190ZM217 61V60H216ZM215 61V62H216ZM226 61H227V59H226ZM232 61V60H231ZM233 61H237V60H233ZM232 61V62H233ZM239 61H240V59H239ZM261 61V60H260ZM82 62V63H83ZM211 62V63H210ZM214 62V61H213ZM219 62H221V61H219ZM219 62H217V63H219ZM230 62V61H229ZM245 62V63H246ZM256 62V61H255ZM146 63V64H147ZM191 63V62H190ZM228 63V62H227ZM240 63V62H239ZM247 63V64H248ZM253 63V62H252ZM100 65H101V63H99ZM145 64V63H144ZM158 64H159V62H158ZM163 64V63H162ZM229 64V63H228ZM227 64V65H228ZM241 64H243V63H241ZM257 64V63H256ZM14 65V64H13ZM194 65V64H193ZM196 65V64H195ZM231 65H232V63H231ZM235 65V64H234ZM254 65V64H253ZM259 65V64H258ZM262 65V64H261ZM2 66V65H1ZM30 66H32L31 65V63H30ZM102 67H103V65H101ZM236 66V65H235ZM240 66V65H239ZM256 66V65H255ZM91 67V66H90ZM98 67V66H97ZM100 67V66H99ZM105 67H107V65L105 66ZM253 67V66H252ZM37 68V67H36ZM41 68V69H40ZM104 68V67H103ZM231 68V67H230ZM240 68V67H239ZM238 68V69H239ZM7 69V68H6ZM28 69H30V68H28ZM38 69V68H37ZM99 69H101V68H99ZM109 69V68H108ZM108 69H106V70H108ZM111 69V68H110ZM164 69V68H163ZM234 69V68H233ZM1 70V69H0ZM19 70V69H18ZM24 70V69H23ZM36 70V69H35ZM63 70V69H62ZM65 70H64V72H65ZM236 70V69H235ZM250 70H252V69H250ZM38 71V72H39ZM48 71V72H49ZM102 71V70H101ZM2 72H3V74L4 75H2V74H0V75H2L3 77L1 78L2 79V82L4 81H6L5 80V78L4 77H6L7 76V78H10V79H12V81L13 80H15V79H13V78H15V77H13L12 75L10 76V77H8V73H6V74H8V75H6L5 74V72H8V70H6V71H3L2 70ZM21 72V74L20 73H18V75H21L22 76V74L24 75V73H22V71H20ZM51 72H49V74L51 75ZM53 72H52V76H53ZM66 72V73H67ZM111 72H113V71H111ZM41 73V72H40ZM95 73H96V75H95ZM109 73V74H108ZM148 73V72H147ZM218 73V72H217ZM10 74H11V72H10ZM17 74V73H16ZM25 74H26V72H25ZM65 74V73H64ZM118 74V73H117ZM145 74V73H144ZM18 75L16 76V75H14V76H16V77H18ZM41 75V74H40ZM40 75H39V77H40ZM45 75V74H44ZM47 75H48V73H47ZM58 75V74H57ZM70 75V76H71ZM74 75H72L73 77H74ZM102 75V74H101ZM168 75V74H167ZM55 76V75H54ZM59 76V75H58ZM66 76V75H65ZM83 76H85V75H83ZM87 76V75H86ZM1 77V76H0ZM13 77V78H12ZM69 77V76H68ZM72 77V78H73ZM81 77V76H80ZM6 78V79H7ZM20 78H23V77H20ZM57 78V77H56ZM70 78V77H69ZM68 78V79H69ZM0 79V80H1ZM10 79H7V80H9L10 81ZM87 79H89V77H87ZM87 79H84L83 78V80H86V83L84 82L83 84L85 85V84H89L88 83V81L89 80H91V79H89V80H87ZM93 79V78H92ZM95 79V78H94ZM93 79V80H94ZM120 79H121V77H120ZM24 79H22V80H18V79H16V81L18 82V85H20L21 86V88L20 89H22L23 90V92L25 93V94H27L26 95V97L31 93L30 92V87L28 86V85H26V83L23 81ZM50 80V79H49ZM48 80V81H49ZM55 80V79H54ZM71 80V79H70ZM82 80V79H81ZM93 80H91V82L93 81ZM123 80V79H122ZM165 80V81H164ZM194 80V79H193ZM252 80V79H251ZM254 80V79H253ZM43 81V80H42ZM41 81V82H42ZM47 81V80H46ZM45 81V82H46ZM69 81V80H68ZM95 81V80H94ZM98 81V80H97ZM97 81H95L96 82V85H97ZM190 81V80H189ZM256 81V80H255ZM1 82V81H0ZM3 82V83H4ZM60 82V81H59ZM64 82V81H63ZM98 82H100V81H98ZM120 82V81H119ZM14 81H13V83L11 82L10 84L11 85H13V88H15L14 87ZM80 83H81V81H80ZM123 83V82H122ZM189 83H191V82H189ZM194 83V82H193ZM216 83V82H215ZM7 84V83H6ZM6 84L5 85H2V83L0 84V85H2L3 87L4 86H6ZM91 84V83H90ZM95 84V83H94ZM125 84V83H124ZM168 84V83H167ZM252 84V85H251ZM262 84H263V82H262ZM261 84V85H262ZM7 85H9V84H7ZM16 85H17V83H16ZM17 85V86H18ZM80 85H82V84H80ZM83 85V86H84ZM99 85V84H98ZM121 85V84H120ZM195 85H196V83H195ZM256 85V84H255ZM258 85V84H257ZM2 86H0L2 89H3V87ZM31 86V85H30ZM73 86V85H72ZM77 86V85H76ZM82 86V87H83ZM86 86V85H85ZM94 85H92V87H93ZM101 86H102V84H101ZM101 86H100V89H102L101 88ZM122 86V85H121ZM194 86V85H193ZM200 86V87H201ZM236 86V85H235ZM238 86V87H239ZM252 86V87H253ZM8 87H10V86H7V88ZM12 87V86H11ZM29 87V88H28ZM78 87V86H77ZM95 87H97V86H95ZM231 87H233V86H231ZM255 87V86H254ZM253 87V88H254ZM18 88H19V86H18ZM90 88H91V85H90ZM99 88V87H98ZM118 88V90L120 89L119 87H117ZM122 88V87H121ZM201 88V89H202ZM256 88V87H255ZM5 89V91H6V93H8V95H10V93L12 94V92H10V91H8V90H10L9 88L8 89H6V87L4 88ZM37 89V88H36ZM81 89V88H80ZM86 89V88H85ZM228 89H229V87H228ZM232 89V88H231ZM235 89V88H234ZM239 89H240V87H239ZM240 89V90H241ZM75 90V89H74ZM78 90V89H77ZM99 90V89H98ZM262 90V89H261ZM260 90V92H261V95H262V97H263V92ZM8 91V92H7ZM13 91V90H12ZM69 91H71L70 89H69ZM79 91V90H78ZM83 91V90H82ZM88 91V90H87ZM201 91V90H200ZM252 91H254V93H255V95L252 93ZM3 92V91H2ZM10 92V93H9ZM14 92H15V90H14ZM65 94H66V92H68V91H66V90H64L63 91ZM99 92V91H98ZM103 92H104V90H103ZM122 92V91H121ZM192 92V91H191ZM229 92H231L230 91V89H229ZM239 92V91H238ZM243 92H242V90H241V93H242V95H243ZM18 93V92H17ZM72 93H74V92H72ZM92 93H94V91L92 92ZM120 93V92H119ZM153 93V92H152ZM172 93V92H171ZM189 93V92H188ZM199 93V92H198ZM241 93L239 92V94L241 95ZM21 94V93H20ZM33 94V93H32ZM61 94V93H60ZM70 95H71V92L69 93ZM80 94V93H79ZM83 94V93H82ZM81 94V95H82ZM89 94H90V92H89ZM155 94V93H154ZM231 94V93H230ZM233 94V93H232ZM14 95V94H13ZM13 95L12 96H10L9 98H11V97H13ZM15 95H16V93H15ZM36 95V94H35ZM38 95V94H37ZM57 95V94H56ZM78 95V94H77ZM119 95V94H118ZM181 95H183V94H181ZM180 95V96H181ZM198 95V94H197ZM206 95V94H205ZM236 95V94H235ZM254 95V96H253ZM261 95L259 96L258 95V97L256 98V100H257V103L258 102H260L259 101V97L261 98ZM17 96H18V94H17ZM17 96H14L16 99H17ZM33 96V95H32ZM32 96H30L29 95V97H32ZM75 96H76V94H75ZM86 96H88V95H86ZM120 96V95H119ZM119 96H117V97H119ZM173 96V95H172ZM202 96V95H201ZM24 97V96H23ZM63 97H65V96H63ZM72 97V96H71ZM70 97V98H71ZM191 97V96H190ZM207 97V98H208ZM14 98V99H15ZM18 98H19V96H18ZM37 98V97H36ZM72 98H74V97H72ZM110 98V99H111ZM122 98V97H121ZM189 98V97H188ZM203 98V97H202ZM205 98V97H204ZM232 100H231V99ZM242 98V97H241ZM102 99V98H101ZM118 99H120V98H118ZM157 99V98H156ZM176 99H177V97H176ZM179 99V98H178ZM177 99V100H178ZM183 99V98H182ZM206 99V98H205ZM205 99H204V102H205ZM262 99H264V97L262 98ZM261 99V100H262ZM19 100V99H18ZM64 100V99H63ZM67 100V99H66ZM68 100H70V99H68ZM115 100H117V98L115 99ZM12 101V100H11ZM20 101H22L21 100V97H20V100H19V102ZM25 101V100H24ZM24 101H22L23 103H26V102H24ZM30 101V100H29ZM33 101V100H32ZM120 101V100H119ZM118 101V102H119ZM203 101V100H202ZM18 102V101H17ZM31 102V101H30ZM83 102V101H82ZM242 102V103H243ZM253 102V103H252ZM264 102V101H263ZM263 102L262 103H260V104H262V105H264L263 104ZM28 103V102H27ZM112 103V102H111ZM120 103V102H119ZM165 103V102H164ZM180 103V102H179ZM203 103V102H202ZM212 103V102H211ZM252 103V104H251ZM255 103H256V101H255ZM22 104V103H21ZM91 104V103H90ZM99 104V103H98ZM116 104V103H115ZM161 104H162V101H161ZM178 104V103H177ZM209 104V103H208ZM254 104V105H253ZM259 104V103H258ZM23 105V104H22ZM21 105V106H22ZM30 105V104H29ZM95 105H97V104H95ZM94 105V106H95ZM120 105H123V104H120ZM182 105V104H181ZM210 105V104H209ZM257 105V104H256ZM18 106H20V104L18 105ZM21 106H20V108H21ZM211 106V105H210ZM209 106V107H210ZM203 107V106H202ZM213 107V106H212ZM256 107V106H255ZM23 108V107H22ZM121 108H122V106H121ZM216 108H214V109H216ZM122 109H124V108H122ZM168 109V108H167ZM169 110V109H168ZM167 110V111H168ZM164 111V110H163ZM261 111H262V113H261ZM191 114L193 113V112H190ZM210 113V112H209ZM196 113H194L193 114V120L195 119V120H197V119H199L200 118V116H197V117H199V118H197L196 119V115H195ZM263 115V114H262ZM262 115L260 116V118L262 117ZM163 116H164V114H163ZM173 116V115H172ZM171 116V117H172ZM174 117V116H173ZM175 117H177V116H175ZM170 118V117H169ZM191 118V117H190ZM259 118V117H258ZM115 119V118H114ZM172 119V118H171ZM189 119V118H188ZM263 119V118H262ZM80 120H82V119H80ZM85 120V119H84ZM122 120V119H121ZM194 120V122H196ZM256 120V119H255ZM260 120V119H259ZM118 121V120H117ZM171 121V120H170ZM4 122V121H3ZM9 122V121H8ZM116 122V121H115ZM167 122V121H166ZM172 122V121H171ZM194 122H193V125H194ZM223 122V123H224ZM252 122V123H251ZM262 122V121H261ZM10 123V122H9ZM164 123V122H163ZM178 123V122H177ZM199 123V122H198ZM197 123V124H198ZM256 123V122H255ZM11 124V123H10ZM13 124V123H12ZM143 124V123H142ZM174 124V123H173ZM3 124H1V126H2ZM108 125V124H107ZM177 125V124H176ZM81 126V125H80ZM116 126V125H115ZM123 126V125H122ZM133 126V125H132ZM178 126V125H177ZM251 126V125H250ZM9 128V127H8ZM86 128V127H85ZM116 128V127H115ZM142 128H143V126H142ZM7 128H5V130H6ZM65 129V128H64ZM93 129V128H92ZM118 129V128H117ZM129 129V128H128ZM9 130V129H8ZM7 130V131H8ZM94 130V129H93ZM104 130V129H103ZM250 130V129H249ZM248 130V131H249ZM2 131H4V130H2ZM81 131V130H80ZM86 131V130H85ZM106 131V130H105ZM108 131H109V129H108ZM113 131H115V130H113ZM120 130H118V132H119ZM128 131V130H127ZM15 132V131H14ZM111 132V131H110ZM116 132H117V130H116ZM130 132V131H129ZM250 132V131H249ZM2 133V132H1ZM112 133H114V132H112ZM138 133V132H137ZM3 134V133H2ZM4 134H6V133H4ZM69 134V133H68ZM78 134V133H77ZM95 134V133H94ZM108 134H109V132H108ZM107 134V135H108ZM114 134H116V133H114ZM118 134V133H117ZM146 134V133H145ZM229 134V133H228ZM227 134V135H228ZM79 135V134H78ZM92 135V134H91ZM113 135V134H112ZM68 136V135H67ZM77 136V135H76ZM73 137L74 138V140H73V142H72V144H75V146L77 145V149H78V145L80 146L79 148L81 149V147L83 148V146L82 145H86V146H88V144L89 145H92V146H94V149L96 148V150L98 151V153H97V151H96V153L98 154V156L99 157H101L100 159L103 161H101L100 162V164H103V165H101L102 166V169H103V174L101 175V176H98L97 174V176L98 177H96V176H91L92 178H94L93 180H97V184H98V186H100L101 188H103V189H108V184H110V183H105V181H104V176L106 177V176H108L107 174H109L110 173V168H111V163L112 162H110V164H109V162H108V159L111 161V157H113L115 154H116V151H115V154L113 155L109 150H106V149H104L103 148V146H104V142H98V143H95V141H94V139H91L90 140V138H89V140H87L86 141V139L85 140H80L79 138H77V137ZM139 136V135H138ZM143 136V135H142ZM231 136V135H230ZM4 137H6V136H4ZM9 137V136H8ZM7 137V138H8ZM69 137V136H68ZM109 136H107V138H108ZM233 137V136H232ZM87 138V137H86ZM96 138V137H95ZM106 138V137H105ZM114 138V137H113ZM118 138V137H117ZM142 138V137H141ZM213 138V137H212ZM1 139V138H0ZM102 139V138H101ZM7 140V139H6ZM6 140H4V141H6ZM9 140V139H8ZM61 140V139H60ZM98 140V139H97ZM105 140V139H104ZM115 140V139H114ZM148 140H149V138H148ZM151 140H153V139H151ZM166 140V139H165ZM64 141V140H63ZM110 141V140H109ZM145 141V140H144ZM233 141H235V140H233ZM232 141V142H233ZM119 142H120V140H119ZM130 142V141H129ZM149 142V141H148ZM171 142V141H170ZM204 142V141H203ZM250 142H253V141H250ZM8 143V142H7ZM61 143V142H60ZM70 143V142H69ZM69 143H67V144H69ZM88 143V144H87ZM95 143V144H94ZM139 143V142H138ZM155 143V142H154ZM249 143V142H248ZM11 144V143H10ZM105 144H106V141H105ZM109 144H111L110 142L108 143V144H106V145H108L109 146ZM113 144V143H112ZM115 144V143H114ZM117 145H118V143H116ZM119 144H121V143H119ZM123 144V143H122ZM133 144V143H132ZM146 144H147V141H146ZM150 144V143H149ZM234 144V143H233ZM241 144V143H240ZM250 144H254V143H250ZM4 145H5V143H4ZM12 145V144H11ZM103 145V146H102ZM142 145V144H141ZM155 145V144H154ZM216 145V144H215ZM245 145V144H244ZM249 145V144H248ZM255 145V144H254ZM7 147L8 146H10V145H6ZM5 146V147H6ZM70 146V145H69ZM73 146V145H72ZM114 146H116V145H114ZM121 146V145H120ZM143 146H144V142H143ZM210 146V145H209ZM258 145H256V147H257ZM4 147V146H3ZM7 147H6V149H7ZM59 147H61V146H59ZM66 147H68V145L66 146ZM89 147V146H88ZM86 148L85 150L83 149L82 151L79 149V151H81L80 153H77L76 154V152H75V154H76V156H77V158H78V156H79V158H81V157H84V158H87V160H89V159H91L92 157V155H93V152L92 153H90V152H88L89 150H87V149H89V148ZM107 147V146H106ZM122 147V146H121ZM233 147H234V145H233ZM248 147V146H247ZM1 148V147H0ZM8 148H10V147H8ZM64 148V147H63ZM73 148V147H72ZM85 148V147H84ZM129 148H131L130 146H129ZM158 148V147H157ZM157 148H156V150H157ZM215 148V147H214ZM253 148H254V146H253ZM5 149V150H6ZM74 149L75 150H77L75 147H74ZM74 149H71V150H74ZM116 149H118V148H116ZM146 149V148H145ZM150 149H153V148H150ZM4 150V149H3ZM5 150H4V152H5ZM12 150V149H11ZM65 150V149H64ZM138 149H136V151H137ZM140 150V149H139ZM162 151L161 149H158V151ZM215 150V149H214ZM1 151V150H0ZM112 151H114V150H112ZM120 151H121V148H120ZM140 151H143V150H140ZM139 151V152H140ZM154 151H155V149H154ZM3 151H1L0 152V154L2 153ZM10 152V151H9ZM9 152H7V154L9 153ZM72 152V151H71ZM70 152V153H71ZM124 152V151H123ZM152 151H150V152H148L146 155H148V156H153V155H151L152 153H151ZM70 153H69V155H70ZM117 153H120V152H117ZM141 153V152H140ZM154 153V152H153ZM168 153V152H167ZM172 153V152H171ZM175 153V152H174ZM4 154V153H3ZM11 154V153H10ZM67 154V153H66ZM159 154V153H158ZM162 154H164V150H163V153ZM177 154V153H176ZM196 154V153H195ZM113 155V156H112ZM140 155V154H139ZM142 155V154H141ZM144 155H145V153H144ZM157 155V154H156ZM156 155H155V157H156ZM164 155H166V154H164ZM168 155V154H167ZM197 155V154H196ZM200 155H202V154H200ZM71 156V155H70ZM72 156H74L75 158H76V156L75 155H73L72 154ZM116 156H118V155H116ZM115 156V157H116ZM121 156V155H120ZM138 156V155H137ZM161 156V153H160V155H159V157ZM96 157V156H95ZM139 157V156H138ZM141 157V156H140ZM145 157H147V156H145ZM6 157L5 156H0V167H2V170L4 171H10L9 169H11V167H13V166H10L9 164L7 165V164H5L4 162V159H5ZM76 158V159H77ZM161 158V157H160ZM163 158V157H162ZM161 158V159H162ZM164 158H165V156H164ZM173 158V157H172ZM76 159H74V160H76ZM83 159V158H82ZM97 159V162L99 161L98 160V158H96ZM127 159V158H126ZM125 159V160H126ZM140 159H142V158H140ZM149 159V158H148ZM159 158L157 157L156 158V160H158ZM201 159H202V157H201ZM6 160V159H5ZM79 160H81V159H79ZM87 160H86V162H87ZM114 160V159H113ZM122 160V159H121ZM139 160V159H138ZM137 160V161H138ZM164 160V159H163ZM8 161V160H7ZM77 161V160H76ZM76 161H74V162H76ZM84 161V160H83ZM82 161V163H84ZM136 161V162H137ZM140 161V160H139ZM145 161H147V159L145 160ZM150 161V160H149ZM152 161H153V159H152ZM162 161V160H161ZM167 161H168V158H167ZM167 161H165V163H167ZM172 161V160H171ZM200 161V160H199ZM41 161H39V163H40ZM73 162V161H72ZM96 162V161H95ZM95 162H93L94 164H95ZM96 162V163H97ZM163 163H164V161H162ZM188 162V161H187ZM4 163V164H3ZM36 163H38V161L36 162ZM44 163V162H43ZM78 163V162H77ZM88 164H90L89 162H87ZM93 163H91V164H93ZM116 163V162H115ZM128 163H129V161H128ZM131 163V162H130ZM129 163V164H130ZM139 163V165H140V162H138ZM150 163V162H149ZM152 163V162H151ZM161 164L160 162H156V163H153V165L152 164H149V165H151V168H149V173H153L152 174V178L153 179H151L152 181L151 182H153L154 181V184H155V182L157 183V187H156V191H155V194H154V196H156V198L155 197H153V198H155V199H157L158 197H159V200L160 199H164V201H168V203H167V207H165L164 205H165V203H164V211H166L165 212V214H169V215H171V217H172V215H178L179 217H174V219H169L170 217H166V215H165V218H163L164 217V214H163V216H162V218L163 219H161L160 217H159V214L157 215L160 219H158V218H156L157 219V221H159L160 222V224L158 225V226H160V227H162L161 228V230L163 229H168V228H170L169 229V231L170 230H175L176 231V233L175 234H179L178 235V238L180 239V241H182V242H184V245H185V243L186 244H188L189 246H190V248H192L193 249V251H194V253L196 254V256H194V258L195 257H197V253H198V255H199V253H202V254H207V255H211V257L210 258H212L213 259V261H215V264H235V263H233L230 259L228 260V257L227 258H220V254H222L221 253V251H223V253L225 252V253H227V254H229V252H230V248L231 247H229L228 245H227V242H226V244H224L223 245V243L221 244L220 243V245H218V244H215L214 243V240H215V238H217L216 236L217 235H220L219 233H218V231H220V229L222 230L223 229V227L226 225L225 223V225L222 227V224H219L218 222H216V220H215V223H216V225L214 226V224H213V226L210 224V225H208V224H201V222L198 220V218H190V220L188 221L187 220V217L189 216L190 217V214H192V213H190V211L189 210H186V208L184 209V213H183V215L184 216H182V209H181V211L179 210V205L177 206L176 205V203H172V201L174 202V200H172L173 198H175L176 196H174V197H172V199L171 200H169L168 198V196H167V194H163L162 192H165V190L163 191L162 190V192H161V187H163L164 186V183L162 184V183H158V181H155V177H156V172L157 173H159V169H161V168H164L162 165H164V164ZM168 163H169V161H168ZM75 164V163H74ZM80 164H81V162H80ZM85 164V163H84ZM99 164V165H100ZM114 164V163H113ZM134 163H132V165H133ZM142 164H144V163H142ZM146 165H147V163H145ZM3 165V166H2ZM37 165V164H36ZM41 165V164H40ZM40 165L38 166L39 168H40ZM78 165H79V163H78ZM77 165V166H78ZM82 165V164H81ZM86 165V164H85ZM84 165V166H85ZM98 165V164H97ZM115 165V164H114ZM127 165V164H126ZM145 165V166H146ZM171 165V164H170ZM169 165V166H170ZM193 165V164H192ZM196 165V164H195ZM194 165V166H195ZM42 166V165H41ZM72 166V165H71ZM74 166V165H73ZM96 166V165H95ZM100 166V167H101ZM124 166V165H123ZM138 166V165H137ZM144 166V167H145ZM157 166V167H156ZM160 166H162L161 168H159ZM193 166V168L194 169H196L195 167ZM43 167V170H39L41 173H39V174H43L44 176H47L51 181H52V183H54L55 184V186H56V184L58 185V186H61V185H64V186H66V187H64V186H61V187H64V188H68V189H71V187H73L74 185V183H72L71 182V180H69L70 178H72V177H70L71 176V174L70 173H68V174H70V176L68 175V177H70V178H67L66 176H64L65 174H61L60 172H63L62 171V167L59 169H57L56 167L57 166H55V168L54 169H49L47 166H46V168H44V166H42ZM41 167V168H42ZM79 167V166H78ZM97 167V166H96ZM99 167V168H100ZM128 167V166H127ZM131 167V166H130ZM136 167V166H135ZM140 167V166H139ZM142 167H143V165H142ZM141 167V168H142ZM147 167H149L148 165H147ZM146 167V168H147ZM167 167V169H168V166H166ZM166 167H165V169H166ZM172 167H174V166H172ZM171 167V168H172ZM201 167V166H200ZM199 167V168H200ZM40 168V169H41ZM64 168V167H63ZM75 168V167H74ZM82 168H85V167H82ZM86 168H88L87 166H86ZM91 168V167H90ZM92 168H94V167H92ZM122 168V167H121ZM132 168V167H131ZM141 168H138L139 169V171H140V169ZM156 168H158V170L156 171ZM175 169H177L176 167H174ZM180 168V167H179ZM68 170H70V168H67ZM66 169V170H67ZM77 169V168H76ZM79 169H80V167H79ZM136 169V168H135ZM165 169H162V170H164V171H166ZM174 169V170H175ZM189 169V168H188ZM201 169V171H202V168H200ZM1 170V171H2ZM12 170H13V168H12ZM71 170H73V169H71ZM84 170V169H83ZM82 169L80 170L81 172H80V174H82V171H83ZM90 170V173L92 172L91 171V169H89ZM88 170V171H89ZM94 170V169H93ZM130 170V169H129ZM145 170V169H144ZM144 170H143V172H144ZM150 170H151V172H150ZM161 170V171H162ZM179 170V169H178ZM178 170H176L177 172H179ZM193 170V169H192ZM214 170H216V169H214ZM0 171V172H1ZM14 171H15V169H14ZM13 171V172H14ZM31 171V170H30ZM29 171V172H30ZM84 171H87V170H84ZM87 171V172H88ZM136 171H137V169H136ZM135 171V172H136ZM138 171V172H139ZM169 171V170H168ZM167 171V172H168ZM171 171H172V169H171ZM171 171H169V172H171ZM175 171V172H176ZM20 172V171H19ZM25 172V171H24ZM73 172V171H72ZM75 172V171H74ZM124 172V171H123ZM137 172V173H138ZM148 172V171H147ZM176 172V173H177ZM198 172V171H197ZM59 173H60V175H63V176H60L59 175ZM84 173H86V172H84ZM95 173V172H94ZM99 173V172H98ZM112 173V172H111ZM142 173V172H141ZM146 173V172H145ZM162 173H164V172H162ZM162 173H160V175L162 174ZM172 173V172H171ZM196 173V172H195ZM194 173V174H195ZM200 173V172H199ZM3 174V173H2ZM6 174H8V173H6ZM11 173H9V175H10ZM14 175H15V173H13ZM12 174V175H13ZM74 175L76 174V173H73ZM72 174V175H73ZM132 174V173H131ZM147 174V173H146ZM145 174V175H146ZM154 174H155V177H154ZM168 174V173H167ZM191 174V173H190ZM198 174V173H197ZM8 175V176H9ZM12 175H10V177L9 178H13V176ZM38 175V174H37ZM42 175V176H43ZM77 175H78V173H77ZM88 175H89V173H88ZM92 175V174H91ZM94 175V174H93ZM174 175H176V174H174ZM84 176V175H83ZM131 176V175H130ZM142 176V175H141ZM147 176V175H146ZM149 176H151V174L149 175ZM164 175H162V177H163ZM165 176H166V172H165ZM168 176V175H167ZM3 177V176H2ZM1 177V178H2ZM40 177V176H39ZM75 177H77V176H75ZM80 177V176H79ZM86 177V176H85ZM90 177V176H89ZM122 177V176H121ZM135 177V176H134ZM161 176H159L158 178H160ZM170 177V176H169ZM19 178H21V177H19ZM74 178V177H73ZM72 178V179H73ZM107 178V177H106ZM109 178V177H108ZM117 178H119L118 176H117ZM144 178V177H143ZM143 178H142V180H143ZM147 178H148V176H147ZM146 178V179H147ZM149 178H151V177H149ZM167 178V177H166ZM198 178V177H197ZM7 179V178H6ZM17 179H18V177H17ZM39 179V178H38ZM37 179V180H38ZM75 179V178H74ZM82 179V178H81ZM111 179V178H110ZM113 179V178H112ZM120 179V178H119ZM122 179V178H121ZM128 179V178H127ZM141 179V178H140ZM160 179H162V178H160ZM2 180V179H1ZM5 180V179H4ZM12 180V179H11ZM40 180V179H39ZM90 180H92L91 178H90ZM89 180V181H90ZM92 180V181H93ZM124 180V179H123ZM129 180V179H128ZM166 180V179H165ZM171 180V179H170ZM193 180V179H192ZM195 180V179H194ZM6 181V180H5ZM74 181V180H73ZM122 181V180H121ZM125 181V180H124ZM140 181V180H139ZM144 181V180H143ZM167 181V180H166ZM219 181V180H218ZM4 182V181H3ZM17 181L15 180L13 183H16ZM19 182H21L20 180H19ZM19 182H17V183H19ZM24 182V181H23ZM23 182H21L22 183V186L24 185V183ZM75 182V181H74ZM94 182H96V181H94ZM120 182V181H119ZM142 182V181H141ZM140 182V183H141ZM170 182V181H169ZM2 183V182H1ZM146 183V182H145ZM166 183V182H165ZM194 183V182H193ZM42 184V183H41ZM44 184V183H43ZM48 184V183H47ZM114 184V183H113ZM121 184V183H120ZM142 184H143V182H142ZM147 184V183H146ZM145 184V185H146ZM200 184V183H199ZM19 185V184H18ZM34 185H36L35 183H34ZM80 185V184H79ZM131 185V184H130ZM148 185V184H147ZM150 185H151V183H150ZM153 185V184H152ZM193 185V184H192ZM1 186V185H0ZM26 186V185H25ZM47 186V185H46ZM82 186V185H81ZM97 186V185H96ZM112 186V185H111ZM114 186H116V185H114ZM140 186V185H139ZM142 186V185H141ZM154 186V185H153ZM153 186H151V187H153ZM195 186H196V183H195ZM197 186H198V184H197ZM199 186H201V185H199ZM206 186V185H205ZM2 187V186H1ZM15 187V186H14ZM35 187V186H34ZM52 187H54V186H52ZM166 187V186H165ZM168 187V186H167ZM25 188V187H24ZM36 188V187H35ZM44 188V187H43ZM55 189H53V191H54V195H55V197H58L59 199H61V201H64V203L66 202V201H70V200H68V198H67V195H65L64 194V188L62 189V191H61V189H60V187H54ZM78 188V187H77ZM84 188V187H83ZM82 188V189H83ZM120 188V187H119ZM142 188V187H141ZM150 188V187H149ZM199 188V187H198ZM23 189V188H22ZM33 189V188H32ZM67 189V190H68ZM73 189V188H72ZM140 189V188H139ZM164 189H166V188H164ZM176 189V188H175ZM35 190V189H34ZM48 190V189H47ZM66 190V191H67ZM100 190V189H99ZM114 191V193H115V195H116V193H118V187L116 188H112V189H110V191ZM125 190V189H124ZM137 190H138V187H137ZM153 190H154V188H153ZM152 190V191H153ZM42 191V190H41ZM64 191V192H63ZM70 191V190H69ZM85 191V190H84ZM98 191V190H97ZM104 191V190H103ZM109 191V192H110ZM127 191V190H126ZM140 191V190H139ZM40 192V191H39ZM108 192V191H107ZM106 192V193H107ZM123 192V191H122ZM1 193H2V191H1ZM4 193V192H3ZM67 193V192H66ZM70 193V192H69ZM72 193V192H71ZM87 192H85L84 194H86ZM139 193V192H138ZM137 193V194H138ZM166 193V192H165ZM5 194V193H4ZM37 194V193H36ZM46 194V193H45ZM53 194V193H52ZM83 194V195H84ZM118 194H120V193H118ZM122 194V193H121ZM120 194V195H121ZM131 194V193H130ZM141 194V193H140ZM151 194V193H150ZM169 194H171V193H169ZM175 194H176V192H175ZM175 194H173L172 193V195H175ZM54 195L52 196V197H54ZM177 195V194H176ZM37 196V195H36ZM78 196V195H77ZM102 196V195H101ZM122 196V195H121ZM126 196V193L124 194V197ZM130 196V195H129ZM112 197V196H111ZM117 197V199L119 200L120 198H118V196H116ZM131 197V196H130ZM135 197V196H134ZM148 197V196H147ZM152 197V196H151ZM168 197V198H167ZM70 198V197H69ZM80 198V197H79ZM144 198V197H143ZM153 198H152V200H153ZM182 198V197H181ZM39 199V198H38ZM42 199V198H41ZM57 199V198H56ZM91 199V198H90ZM100 199V198H99ZM113 199V198H112ZM115 199V198H114ZM116 199V200H117ZM125 199H126V197H125ZM128 199H130V198H128ZM43 200V199H42ZM45 200V199H44ZM47 200V199H46ZM54 200V199H53ZM81 200H84L85 201V198H82ZM94 200V199H93ZM96 200V199H95ZM127 200V199H126ZM140 200V198L138 199V202H140L139 201ZM151 200V201H152ZM175 200H176V198H175ZM208 200V199H207ZM207 200H206V202L205 203H207ZM38 201H40V199L38 200ZM73 200H71V202H72ZM100 201V200H99ZM132 201H135V200H133L132 199ZM141 201H142V199H141ZM156 201V200H155ZM158 201V200H157ZM179 201V200H178ZM211 201V200H210ZM52 202V201H51ZM101 202H102V200H101ZM106 202V201H105ZM108 202V201H107ZM120 202H121V200H120ZM125 202V201H124ZM153 202V201H152ZM161 203H163L162 201H160ZM196 202V201H195ZM60 203V202H59ZM67 203V202H66ZM82 203V202H81ZM93 203V202H92ZM96 203V202H95ZM95 203H93V205L92 206H94V205H96ZM98 203V202H97ZM110 203H111V201H110ZM115 203V202H114ZM118 203V202H117ZM156 203V202H155ZM179 203H181V202H179ZM184 203V202H183ZM201 203V202H200ZM212 203V202H211ZM224 203V202H223ZM61 204V203H60ZM63 204V203H62ZM107 204V203H106ZM109 204V203H108ZM121 204V203H120ZM122 204H123V202H122ZM126 204L128 205V203L126 202ZM152 204V203H151ZM182 204V203H181ZM189 204V203H188ZM54 205V204H53ZM58 205V204H57ZM56 205V206H57ZM66 205V204H65ZM64 205V206H65ZM68 205H70V206H72L71 208H73V205H74V203H73V205L70 203V204H67V206ZM89 205V204H88ZM88 205H86L87 206V208L88 207H90V206H88ZM98 205L99 204H97L96 206H97V208H100V207H102L103 208V206L102 205H100V207H98ZM103 205H105V203L103 204ZM110 205V204H109ZM114 205V204H113ZM112 205V206H113ZM124 205H125V203H124ZM127 205H125V206H127ZM145 205V204H144ZM153 205V204H152ZM151 205V206H152ZM160 205V204H159ZM158 205V206H159ZM205 205H208V203L207 204H205ZM59 206V205H58ZM66 206V207H67ZM75 206V205H74ZM79 206V205H78ZM83 206V205H82ZM108 206V205H107ZM115 206V205H114ZM118 206V205H117ZM125 206H123L124 208H125ZM135 206H137L136 208H138V205H135ZM134 206V204L132 205V207H135ZM147 206V205H146ZM146 206H145V208H146ZM150 206V204H149V206L148 207H150V208H152ZM154 206H155V204H154ZM153 206V207H154ZM188 206V205H187ZM191 206V205H190ZM190 206H188V207H190ZM204 206V205H203ZM60 207V206H59ZM69 207V206H68ZM68 207L67 208H65L64 207V209H68ZM76 207V206H75ZM85 207V206H84ZM95 207V206H94ZM105 207H106V205H105ZM128 208H129V213H131V211L132 210H130V209H134V208H130L131 206H127ZM143 207V206H142ZM181 207V206H180ZM183 207V206H182ZM201 207V206H200ZM58 208V207H57ZM86 208V207H85ZM84 208V209H85ZM85 209V210H89V209H92L91 207L89 208V209ZM109 208H110V206H109ZM112 208V207H111ZM122 208V207H121ZM144 208V207H143ZM159 208H160V206H159ZM209 208V207H208ZM62 209H63V207H62ZM95 209V208H94ZM94 209H92L93 210V214L94 213H96V212H94ZM105 209V208H104ZM107 209V208H106ZM114 209V208H113ZM156 209V208H155ZM158 209V208H157ZM156 209V210H157ZM189 209V208H188ZM198 209V208H197ZM72 210V209H71ZM91 210V211H92ZM98 210V209H97ZM110 210H112V209H110ZM116 210H118V208L116 209ZM120 210V209H119ZM122 210V209H121ZM135 210V209H134ZM144 210V209H143ZM155 210V211H156ZM159 210H161V209H159ZM158 210V211H159ZM206 210V209H205ZM59 211V210H58ZM64 211V210H63ZM67 212H68V210H66ZM84 211V210H83ZM90 211V210H89ZM113 211V210H112ZM151 211V210H150ZM154 211V212H155ZM208 210H206V212H207ZM69 212H70V210H69ZM71 212H75V210H73V211H71ZM77 212V211H76ZM81 212V211H80ZM121 212V211H120ZM124 212H126V210L124 209ZM146 212H148V210H146ZM171 212V213H170ZM191 212H193V211H191ZM197 212V211H196ZM236 211H234V213H235ZM85 213V212H84ZM116 213H118L117 211H116ZM135 213V212H134ZM151 213V212H150ZM158 213V212H157ZM157 213H155V214H157ZM160 213V212H159ZM162 213H163V209H162ZM190 213V214H189ZM209 213H211V212H209ZM239 213V212H238ZM70 214V213H69ZM72 214V213H71ZM70 214V215H71ZM82 216H83V213H80ZM87 214V213H86ZM92 214V213H91ZM119 214V213H118ZM128 214V213H127ZM126 214V215H127ZM132 214V213H131ZM147 214V213H146ZM155 214H154V216H155ZM189 214V215H188ZM198 214V213H197ZM196 213H195V215H197ZM200 214V213H199ZM212 214V213H211ZM227 214V213H226ZM67 215V214H66ZM73 215V214H72ZM125 215V214H124ZM128 215H130V214H128ZM133 215V214H132ZM136 216H137V214H135ZM152 215H153V213H152ZM194 215V214H193ZM209 215V214H208ZM225 215V214H224ZM238 215V214H237ZM246 215V214H245ZM75 216H77V215H75ZM90 216V215H89ZM88 216V217H89ZM147 216V215H146ZM145 216V217H146ZM148 216H149V213H148ZM147 216V218H149V222H150V220L152 221L153 220V218L155 219V217H151V219H150V217H148ZM200 216V215H199ZM207 216V215H206ZM235 216V215H234ZM66 217H68V216H66ZM79 217H81L80 215L78 216V218ZM84 217V216H83ZM86 217V216H85ZM87 217V218H88ZM93 217H94V219H95V216L93 215ZM97 217V216H96ZM130 217V216H129ZM133 217H135V216H133ZM142 217V216H141ZM172 217V218H173ZM188 217V218H189ZM231 217V216H230ZM76 218V217H75ZM87 218H86V220H87ZM90 218V217H89ZM111 218V217H110ZM146 218V219H147ZM186 218V220L184 221V219ZM71 219V218H70ZM98 219V218H97ZM124 219V218H123ZM140 219H142V218H140ZM155 219V220H156ZM34 220V219H33ZM76 220H78V219H76ZM85 220V221H86ZM100 220V219H99ZM110 220V219H109ZM113 220V219H112ZM145 220V219H144ZM144 220H142V221H144ZM204 220V219H203ZM211 220V219H210ZM220 220V219H219ZM246 220V219H245ZM82 220L80 219V222H81ZM84 221V220H83ZM98 221V220H97ZM154 221V220H153ZM157 221H154V222H156L157 223ZM205 221V220H204ZM213 221V220H212ZM221 221V220H220ZM47 222V221H46ZM54 222V221H53ZM102 222V221H101ZM104 222V221H103ZM105 222H107V221H105ZM110 222V221H109ZM116 222V221H115ZM153 222V223H154ZM158 222V223H159ZM82 223V222H81ZM122 223V222H121ZM120 223V224H121ZM125 223V222H124ZM141 223V222H140ZM151 223V222H150ZM150 223H148V224H150ZM206 223V222H205ZM217 223H218V225H217ZM221 223V222H220ZM80 224V223H79ZM88 224V223H87ZM119 224V225H120ZM240 224H241V222H240ZM249 224H251V223H249ZM43 225H45V224H43ZM56 225V224H55ZM96 224H94V226H95ZM124 224H122V226H123ZM248 225V224H247ZM254 225V224H253ZM40 226H41V224H40ZM45 226H47V225H45ZM78 226V225H77ZM80 226V225H79ZM126 226H127V224H126ZM134 226V225H133ZM136 226V225H135ZM150 226H155V225H153V224H151ZM157 226V225H156ZM155 226V227H156ZM237 226H240V225H237ZM42 227H44V226H42ZM226 227V226H225ZM230 227H231V225H230ZM234 227V226H233ZM241 227V226H240ZM40 228V227H39ZM39 228H38V230H39ZM55 228V227H54ZM106 228V227H105ZM118 228V227H117ZM128 228V227H127ZM152 228V227H151ZM157 228V227H156ZM156 228H153V229H155L156 230ZM249 228V227H248ZM41 229V228H40ZM42 229H45V228H42ZM104 229V228H103ZM122 230H123V228H121ZM141 229V228H140ZM226 229V228H225ZM241 229V228H240ZM239 229V230H240ZM252 229V228H251ZM64 230V229H63ZM80 230V229H79ZM121 230V231H122ZM148 230V229H147ZM158 230H159V228H158ZM161 230L159 231L160 233H161ZM230 230V229H229ZM246 230V229H245ZM253 230V229H252ZM40 231V230H39ZM93 231V230H92ZM104 231V230H103ZM106 231H110V230H106ZM118 231V230H117ZM151 231H152V229H151ZM166 231V230H165ZM168 231V232H169ZM226 231V230H225ZM232 231V230H231ZM230 231V232H231ZM248 231V230H247ZM250 231V230H249ZM43 232V231H42ZM105 232V231H104ZM120 231H118V233H119ZM131 232V231H130ZM138 232V231H137ZM150 232V231H149ZM227 232H229V231H227ZM239 232H242V231H239ZM251 232V231H250ZM262 232H264V231H262ZM44 233V232H43ZM46 233V232H45ZM51 233V232H50ZM83 233V232H82ZM126 233V232H125ZM166 232H164V234H165ZM222 233V232H221ZM226 233V232H225ZM236 233V232H235ZM238 233V232H237ZM100 234V233H99ZM124 234V233H123ZM129 234V233H128ZM157 234H158V232H157ZM157 234H155V235H157ZM239 234V233H238ZM250 234V233H249ZM253 234V233H252ZM49 235V234H48ZM52 235V234H51ZM117 235V236H116ZM118 235L119 234H116L115 233V231H114V233L113 234H111V238L113 239V241H114V239L116 238V243H117V238H118ZM126 235V234H125ZM150 235V233L148 234V237H150L149 236ZM151 235H153V233L151 234ZM159 235V234H158ZM171 235V234H170ZM262 235H264L263 233H262ZM34 236V235H33ZM97 236V235H96ZM121 236V235H120ZM154 236V235H153ZM165 236V235H164ZM163 236V237H164ZM168 236V235H167ZM237 236V235H236ZM243 236V235H242ZM251 236V235H250ZM259 236V235H258ZM41 237V236H40ZM48 237V236H47ZM56 237V236H55ZM59 237V236H58ZM65 237H67V236H65ZM123 237V236H122ZM126 237H128V236H126ZM146 237V236H145ZM225 237V236H224ZM260 237V236H259ZM35 237H33V239H34ZM38 238V237H37ZM50 238V237H49ZM87 238V237H86ZM111 238H110V240H111ZM121 238V237H120ZM119 238V240H121ZM123 238H125V237H123ZM136 238V237H135ZM153 238V237H152ZM156 238H158L157 236H156ZM155 238V239H156ZM167 238V237H166ZM239 238V237H238ZM244 239H245V237H243ZM32 239V238H31ZM44 239V238H43ZM69 239H71V238H69ZM102 239H104V238H102ZM102 239H101V241H102ZM109 239V238H108ZM107 239V240H108ZM128 239V238H127ZM126 239V240H127ZM130 239V238H129ZM174 239H176V237L174 238ZM235 239V238H234ZM264 239V238H263ZM41 240V239H40ZM68 240V239H67ZM100 240V239H99ZM105 240V239H104ZM141 240V239H140ZM217 240V239H216ZM233 240V239H232ZM246 240V239H245ZM59 241V240H58ZM70 241V240H69ZM128 241H130V240H128ZM135 241V240H134ZM149 241H152V239H150ZM260 241H261V239H260ZM33 242V241H32ZM48 242V241H47ZM90 242V241H89ZM94 242V241H93ZM110 242V241H109ZM115 242V241H114ZM125 242V241H124ZM143 242V241H142ZM148 242V241H147ZM182 242H180V243H182ZM205 242H211L210 244H208V245H205L204 243ZM219 242V241H218ZM62 243V242H61ZM73 243V242H72ZM106 244H107V242H105ZM111 243V242H110ZM113 243V242H112ZM118 243H119V241H118ZM117 243V244H118ZM122 243V242H121ZM151 243V242H150ZM154 243V242H153ZM231 243V242H230ZM261 243V242H260ZM52 244H54V243H52ZM60 244V243H59ZM70 244V243H69ZM207 244V243H206ZM37 245V244H36ZM61 245V244H60ZM59 245V246H60ZM80 245V244H79ZM85 245H87V244H85ZM97 245V244H96ZM96 245H95V247H96ZM104 245V244H103ZM113 245V244H112ZM112 245H109V246H112ZM122 245V244H121ZM124 245V244H123ZM134 245V244H133ZM153 245V244H152ZM231 245V244H230ZM264 245V244H263ZM45 246H47V245H45ZM58 246V247H59ZM63 246V245H62ZM70 246H72V245H70ZM78 246V245H77ZM94 246V245H93ZM101 246V245H100ZM114 246V245H113ZM117 246V245H116ZM115 246V247H116ZM120 246V245H119ZM125 246V245H124ZM124 246H122V247H124ZM130 246V245H129ZM128 246V247H129ZM135 246V245H134ZM168 246V245H167ZM179 246V245H178ZM51 247H52V245H51ZM55 247H57V246H55ZM84 247V246H83ZM91 247V246H90ZM98 247V246H97ZM104 247V246H103ZM107 247H108V245H107ZM118 247V246H117ZM116 247V248H117ZM127 247V246H126ZM131 247V246H130ZM145 247V246H144ZM174 247V246H173ZM184 247V246H183ZM233 247H234V245H233ZM237 247H238V245H237ZM237 247H235V249L237 248ZM240 247L241 248H237V249H242V246H241V244H240ZM54 248V247H53ZM74 248H75V246H74ZM101 249H102V246L100 247ZM106 248V247H105ZM116 248L114 249L113 247H112V249H114V250H116ZM125 248V247H124ZM223 248V249H222ZM43 249V248H42ZM45 249V248H44ZM43 249V250H44ZM56 249V248H55ZM85 249V248H84ZM121 249V247L119 248V250ZM166 249V252H168L167 251V249L169 250V248H165ZM164 249V250H165ZM173 249V248H172ZM178 249V248H177ZM182 249H184V248H181V250ZM192 249H189V250H191V252H192ZM232 249V248H231ZM235 249H233V250H235ZM39 250H41V249H39ZM80 250V249H79ZM91 250V249H90ZM95 250H99V249H95ZM113 250V251H114ZM129 250V249H128ZM133 250V249H132ZM174 250H175V247H174ZM232 250V251H233ZM245 251L244 252H246V249H244ZM248 250V249H247ZM45 251V250H44ZM63 251V250H62ZM76 251H78V250H76ZM92 251V250H91ZM109 251H111V248H110V250ZM121 251V250H120ZM179 251V250H178ZM229 251V252H228ZM236 251V250H235ZM3 252V251H2ZM1 252V253H2ZM67 252V251H66ZM84 252V251H83ZM90 252V251H89ZM117 252H118V250H117ZM136 252V251H135ZM143 252V251H142ZM175 252V251H174ZM180 252V251H179ZM238 252V251H237ZM239 252H242V251H239ZM244 252H242L243 254H245ZM251 253H252V250L250 251ZM44 253V252H43ZM61 253V252H60ZM63 253V252H62ZM79 253V255L78 256H80L81 257V254H80V252H77V253H75V254H78ZM85 253H86V249H85ZM85 253H84V255H85ZM88 253V252H87ZM91 253V252H90ZM96 253V252H95ZM94 252H93V254L96 256V254H95ZM98 253V252H97ZM106 253H109L108 251L106 252ZM105 253V254H106ZM113 253V252H112ZM123 253V252H122ZM170 253V252H169ZM169 253H167V256H165L166 258H165V263L164 264H180V263H178L179 262V260L176 258L177 256H174L172 253H171V255L169 254ZM232 253V252H231ZM251 253H248V251H247V256H248V254H249V256L251 257V260H253V258H254V256H253V254H251ZM6 254V253H5ZM64 254H65V252H64ZM63 254V255H64ZM73 254V253H72ZM101 254H103V253H101ZM115 254V253H114ZM114 254L112 255L111 253H110V255H112V256H114ZM120 254V253H119ZM142 254V253H141ZM147 254V253H146ZM202 254H200L201 256H202ZM233 254V253H232ZM238 254V253H237ZM42 255V254H41ZM62 255V254H61ZM62 255V256H63ZM82 255H83V253H82ZM98 255H100L99 253H98ZM104 255V254H103ZM115 255H118V254H115ZM145 255V254H144ZM148 255V254H147ZM223 255H225V254H223ZM222 255V256H223ZM66 256V255H65ZM88 256H90V255H88ZM87 256V257H88ZM101 256V255H100ZM106 256H107V254H106ZM108 256H109V254H108ZM122 256H123V254H122ZM149 256V255H148ZM221 256V257H222ZM226 256V255H225ZM76 257H77V255H76ZM97 257V256H96ZM110 257V256H109ZM117 257V256H116ZM200 257V256H199ZM199 257H197V258H199ZM203 257V256H202ZM64 258V257H63ZM88 258H90V257H88ZM88 258H86V257H84L83 256V258H82V260H80L79 262H81V264H93L94 263V261H90V259L88 260ZM95 257H93V259H94ZM99 257H97V259H98ZM106 258V257H105ZM118 258V257H117ZM120 258V257H119ZM123 258V257H122ZM240 258V257H239ZM48 259V258H47ZM79 259V258H78ZM87 259V260H86ZM91 259H92V257H91ZM100 259V258H99ZM98 259V260H99ZM124 259V258H123ZM123 259H122V261H123ZM147 259V258H146ZM150 259L151 258H149V261H150ZM156 259V258H155ZM154 259V260H155ZM199 259H201V258H199ZM206 259V258H205ZM69 260V259H68ZM75 260L78 262V260H77V258H75ZM95 260V259H94ZM102 260V259H101ZM105 260V259H104ZM110 260L111 259H109L108 261H109V263H110ZM117 260V259H116ZM120 260V259H119ZM145 260V259H144ZM144 260H143V264H144ZM203 260V259H202ZM202 260H200L201 262L200 263H202ZM207 260V259H206ZM205 260V261H206ZM209 260V259H208ZM211 260V259H210ZM209 260V261H210ZM238 260H240V259H238ZM255 260V259H254ZM71 261V260H70ZM199 261V260H198ZM212 261V262H213ZM257 261V260H256ZM255 261V262H256ZM57 262V261H56ZM64 262V261H63ZM62 262V263H63ZM73 261H71L70 262V264L72 263ZM79 262H78V264H79ZM93 262V263H92ZM97 262V261H96ZM101 262V261H100ZM106 262H107V260H106ZM148 261H146V263H147ZM157 262V259H156V261H153V263H156ZM208 262V261H207ZM212 262H211V264H212ZM238 262V261H237ZM240 262H241V260H240ZM65 263H67V262H65ZM103 263V262H102ZM124 263V262H123ZM138 263H140V262H138ZM150 263V262H149ZM198 263V262H197ZM95 264H97V263H95ZM99 264V263H98ZM108 264V263H107ZM152 264V263H151ZM199 264V263H198ZM203 264V263H202ZM210 264V263H209ZM213 264H214V262H213ZM238 264V263H237ZM257 264H260L259 262L257 263ZM262 264H263V262H262Z\"/></svg>",
  "mask_w": 264,
  "mask_h": 264
}]
</instances>
